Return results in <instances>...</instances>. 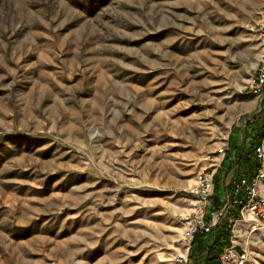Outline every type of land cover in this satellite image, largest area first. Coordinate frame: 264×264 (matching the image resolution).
Here are the masks:
<instances>
[{"label":"rangeland","instance_id":"1","mask_svg":"<svg viewBox=\"0 0 264 264\" xmlns=\"http://www.w3.org/2000/svg\"><path fill=\"white\" fill-rule=\"evenodd\" d=\"M263 6L0 0V264L197 261L194 190L254 161ZM229 224L264 264V217Z\"/></svg>","mask_w":264,"mask_h":264},{"label":"built area","instance_id":"2","mask_svg":"<svg viewBox=\"0 0 264 264\" xmlns=\"http://www.w3.org/2000/svg\"><path fill=\"white\" fill-rule=\"evenodd\" d=\"M257 33L261 47L260 63L256 77L249 84L250 90L261 96L264 94V6L257 24ZM255 160L259 166L252 174H241L233 180L231 189L227 186L223 191L222 214L225 215L232 207H240L241 217L236 220L256 221L264 217V135L252 146ZM215 189L214 173L205 174L201 184L194 190L198 197V204L193 216L188 220L184 230L186 256L191 248L195 236L199 233L208 234L215 223L208 220V208L211 206L210 197ZM185 260L186 257L183 255ZM220 264H252L249 251L239 247L233 240L226 246L219 256Z\"/></svg>","mask_w":264,"mask_h":264},{"label":"trees","instance_id":"3","mask_svg":"<svg viewBox=\"0 0 264 264\" xmlns=\"http://www.w3.org/2000/svg\"><path fill=\"white\" fill-rule=\"evenodd\" d=\"M247 125L254 128V130L256 131L255 133L251 132L250 136V150L253 154L252 146L255 143L259 142L264 135V102L262 104V109L260 110L259 114L255 115L252 118V122L248 121ZM242 149L243 147L241 148L240 146L238 155L233 165H239L241 161H243V169L244 171H246L244 173L252 175L258 168L259 164L255 160V158L254 161H252L249 157H245L243 159ZM215 182V189L212 195L211 205L214 210L222 208L223 205V198L219 194V179L217 178ZM210 213L211 212L209 210L208 218H210ZM240 217V207L234 206L227 212V218L223 219L220 224H217L212 228V232L208 234H197L193 241L191 250H193V247L196 246L198 248L197 254L199 256L197 255V261H194V263L192 264H220L219 256L221 252L226 246L231 244L232 231L229 221L239 219Z\"/></svg>","mask_w":264,"mask_h":264},{"label":"crops","instance_id":"4","mask_svg":"<svg viewBox=\"0 0 264 264\" xmlns=\"http://www.w3.org/2000/svg\"><path fill=\"white\" fill-rule=\"evenodd\" d=\"M263 102H264V100H263ZM238 154V153H237ZM238 166V165H237ZM236 169V168H235ZM224 176V175H223ZM228 179V178H227ZM226 179V177L224 178V182L223 183H221V181H219V186H220V188H219V191H220V196H222V194H223V191L225 190V187L227 186V184H228V180ZM214 183H215V181H214ZM231 186H232V183L230 184V189H231ZM228 188H229V185L227 186Z\"/></svg>","mask_w":264,"mask_h":264}]
</instances>
